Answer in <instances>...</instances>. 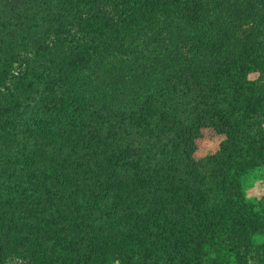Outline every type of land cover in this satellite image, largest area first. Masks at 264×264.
Segmentation results:
<instances>
[{
  "label": "trees",
  "instance_id": "trees-1",
  "mask_svg": "<svg viewBox=\"0 0 264 264\" xmlns=\"http://www.w3.org/2000/svg\"><path fill=\"white\" fill-rule=\"evenodd\" d=\"M263 167L264 0H0V264H264Z\"/></svg>",
  "mask_w": 264,
  "mask_h": 264
},
{
  "label": "rangeland",
  "instance_id": "rangeland-1",
  "mask_svg": "<svg viewBox=\"0 0 264 264\" xmlns=\"http://www.w3.org/2000/svg\"><path fill=\"white\" fill-rule=\"evenodd\" d=\"M257 78V74L251 76L253 80ZM225 139V136L219 135L213 129L204 127L202 129V138L197 142L195 160L200 161L215 155L220 150L221 144ZM241 180L247 202L264 210V167L251 171L249 174L243 176ZM253 241L257 246H264V232L256 235ZM131 247L133 246L130 244ZM223 248V253H215V251L211 253L210 264H214L212 261H216V264H256L254 260H250L248 263L241 262L237 253L232 252L233 248L229 246Z\"/></svg>",
  "mask_w": 264,
  "mask_h": 264
}]
</instances>
